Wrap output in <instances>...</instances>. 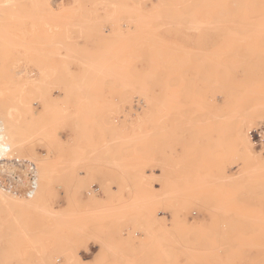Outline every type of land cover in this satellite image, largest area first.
Listing matches in <instances>:
<instances>
[{"label":"rangeland","instance_id":"rangeland-1","mask_svg":"<svg viewBox=\"0 0 264 264\" xmlns=\"http://www.w3.org/2000/svg\"><path fill=\"white\" fill-rule=\"evenodd\" d=\"M0 7V264H264V0Z\"/></svg>","mask_w":264,"mask_h":264},{"label":"built area","instance_id":"built-area-1","mask_svg":"<svg viewBox=\"0 0 264 264\" xmlns=\"http://www.w3.org/2000/svg\"><path fill=\"white\" fill-rule=\"evenodd\" d=\"M39 187L38 170L25 159L0 160V189L14 196L33 197Z\"/></svg>","mask_w":264,"mask_h":264},{"label":"bare ground","instance_id":"bare-ground-1","mask_svg":"<svg viewBox=\"0 0 264 264\" xmlns=\"http://www.w3.org/2000/svg\"><path fill=\"white\" fill-rule=\"evenodd\" d=\"M10 1V0H9ZM9 3V5H11V3L10 2H8ZM5 5V4H4ZM8 5V4H7ZM8 5V6H9ZM1 7H3V5L1 6ZM0 7V8H1ZM4 7H6V6H4ZM1 10V9H0ZM6 11V10H5ZM10 12V11H9ZM15 14V13H14ZM5 16V15H4ZM10 19V18H9ZM18 19V18H17ZM2 26V25H1ZM2 28H3V26H2ZM31 28H33V27H31ZM6 33V32H5ZM4 33L1 31V27H0V60L2 59V56H3V51H4V44L6 43H4V41H6L7 40V38H8V36H7V34H6V36L4 35ZM4 37V38H3ZM6 37V38H5ZM5 39V40H4ZM9 39V38H8ZM10 40V39H9ZM7 52V51H6ZM4 54H7V53H4ZM8 55V54H7ZM6 55V56H7ZM5 56V55H4ZM4 58V57H3ZM12 58V57H11ZM3 60V59H2ZM2 62V61H1ZM2 67V66H1ZM7 69V68H6ZM27 72V71H26ZM4 73V72H3ZM2 74V73H1ZM2 75H4V78L5 79H7L9 82L10 81H12L13 80V75L10 73V71L9 70H7V71H5V73L4 74H2ZM15 75V74H14ZM1 78V77H0ZM17 79V78H16ZM16 79H14L16 82H17V80ZM14 81V82H15ZM18 83V82H17ZM12 84V83H11ZM16 84V83H15ZM19 84V83H18ZM17 84V85H18ZM18 86H20V84L18 85ZM22 86H24V84L22 85ZM21 86V87H22ZM26 86V85H25ZM21 90L22 91H24L23 90V87L21 88ZM20 93V92H19ZM21 95H23V93L21 94ZM18 97V96H17ZM19 98H20V96H19ZM18 98V99H19ZM22 98V97H21ZM22 100V99H21ZM24 100V99H23ZM18 101V100H17ZM1 102V101H0ZM22 102V101H21ZM20 101H18V103H20L19 105H21L22 106V103H21ZM1 104V103H0ZM23 104H24V102H23ZM26 104V103H25ZM20 106V107H21ZM1 107L2 106H0V159L1 158H3L4 159V157L6 158V157H8V158H10L11 156H14V154L16 153V151H17V149H18V144H19V142H20V134H19V132H20V129H22V127H20V125H19V122L20 121H18L17 119L18 118H16V116H15V114H13V116L11 115L12 113H11V110H9L8 112H4V111H2V109H1ZM14 107V106H13ZM30 106H28L27 108H29ZM10 108H12V106L10 107ZM27 108H25L26 110H27ZM14 109V108H13ZM24 109V110H25ZM23 110V111H24ZM14 112H16L17 110H13ZM19 112V111H18ZM5 113H8V114H5ZM11 113V114H10ZM17 114V113H16ZM19 114V113H18ZM20 115H21V113H20ZM20 115H18V116H20ZM15 116V117H14ZM20 118V117H19ZM22 122H23V120H22ZM21 122V123H22ZM20 128V129H19ZM22 131H23V129H22ZM2 198V195H0V199Z\"/></svg>","mask_w":264,"mask_h":264}]
</instances>
